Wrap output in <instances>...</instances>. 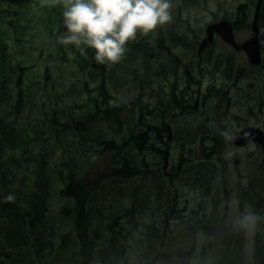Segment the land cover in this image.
Listing matches in <instances>:
<instances>
[{
    "label": "rangeland",
    "instance_id": "rangeland-1",
    "mask_svg": "<svg viewBox=\"0 0 264 264\" xmlns=\"http://www.w3.org/2000/svg\"><path fill=\"white\" fill-rule=\"evenodd\" d=\"M256 2L171 0L172 22L155 34L138 37L128 45L126 54V57L134 56L132 45L141 42L148 47V52H152V48L156 49L157 56L161 54L160 61L153 60L154 52L142 55L139 62H126L123 59L118 64L105 65L104 76L91 65V49L81 54L74 46L59 43V38L66 34L63 9L59 5L41 7V0H30L20 7L0 5V90L3 85L2 92L12 97L13 104L18 100L16 95L21 93L25 105L18 113L0 99V124L9 123L18 117L16 127L23 125L32 134L34 131L44 132L49 136L45 145L48 151H53L46 158L52 166L49 225L56 251L52 253V260L44 264H147L148 259L161 254L162 250L167 254L164 264H217L223 256L234 259V264H257L255 240L257 237V243L264 249V221L258 222L249 232L239 229L236 219L249 209L256 215L264 216V187L255 180L258 176L255 172L263 165L261 155L253 157L252 149H240L230 143L221 148L219 156L216 154L205 159L202 151L204 145L208 147L211 144L207 142L211 131L204 126L210 112L214 113L212 121L228 122L225 124V133H220L228 138L240 128L264 123V115H260L261 110L264 111V49L262 65L251 68L243 53L234 52L220 38L214 37L212 47L202 54L204 59L207 57L212 63L202 66L209 76L204 78L205 75L200 74L197 78L202 93L207 87L216 88L212 93L218 94L216 99L212 100L211 106L207 104L203 108L200 118L195 114L185 122L184 118L178 120L174 127L181 128L183 125L184 128H190V132L175 134L173 142L167 143L165 139L161 141L149 129L161 126L162 116L167 117L168 111L178 112L179 107L175 103L183 99L181 94L185 90L180 87L182 93L175 92L177 97L172 96L170 83L161 75V70L167 68L169 61L165 50L161 48L162 42L183 61H187L197 54L198 47L206 37V27L221 20H228L234 25L236 40L252 34L248 41L253 38L251 24ZM241 5L245 6L243 14L238 12ZM9 20L12 27L8 24ZM259 27L257 42H261L264 47V0L260 8ZM184 43L187 44L184 46ZM214 56H221L223 60L220 73L211 71L212 67H216ZM188 69L197 71L196 66ZM239 69L243 70L245 76L237 75ZM175 73V70L167 71L170 79ZM226 73L230 76L229 80L224 77ZM28 81L33 83L29 91H36L30 98L26 88ZM191 87L196 90L195 86ZM101 90L105 92L104 96ZM186 97L189 95L186 94ZM139 102L142 103L143 111H137ZM106 104L108 118L103 115ZM51 112L59 116L61 122L67 121L68 114L76 119L94 112L98 117L94 131L104 139L117 143L130 130L136 133L137 115L141 114L146 132L151 131L148 144L143 145L146 150L139 153L149 163V171L145 170L129 181L124 178L108 180L112 167L118 164L117 153L104 151L88 139L82 147L79 145L81 135L69 136L61 130L57 131L60 127L50 122ZM198 128H201V133H198ZM3 141L4 137L0 136V162L7 160L10 155ZM151 144L156 148L167 144L172 150L169 166L165 168L169 167L167 171L172 179L171 185L168 178L159 177L150 170L158 168L154 170L159 172L164 166L163 157L156 155ZM133 154L136 157V153ZM178 159H183V163L179 161L178 167L173 166ZM234 159L239 160L237 166H234ZM59 162L62 171L54 167ZM204 162L213 165V175L198 170ZM70 168L87 190L84 222L79 226L76 236L74 219L68 214H61L65 206L73 207L71 200L60 193L65 183L63 179L70 173ZM223 181L227 194L222 187ZM239 194H244V198L240 200ZM141 200L143 213L139 210L133 213V224L128 225L121 219L119 222L125 230H119V235L114 234V214L125 207L136 206ZM203 215L206 230L199 225ZM216 219H222L218 226L213 223ZM147 225L151 231L158 227L165 230L166 234L161 248L150 243L152 249L147 252L148 258L145 259V249L142 247H148L149 243L145 239L152 237L145 236ZM222 225L230 226L232 233ZM227 231L231 233L229 238ZM64 234L70 235V241L62 249H57L59 239ZM235 238L238 239L236 244L231 243L230 240ZM191 243H195V251L189 250ZM79 250H84V256L78 254ZM184 250L188 251V255L184 257L186 252L182 257L179 256ZM18 264H40V259L29 253ZM154 264H162V261Z\"/></svg>",
    "mask_w": 264,
    "mask_h": 264
},
{
    "label": "trees",
    "instance_id": "trees-1",
    "mask_svg": "<svg viewBox=\"0 0 264 264\" xmlns=\"http://www.w3.org/2000/svg\"><path fill=\"white\" fill-rule=\"evenodd\" d=\"M29 1L30 0H0V5H16L20 7ZM244 7V5H241L238 8V12L243 14ZM8 24L10 27H12L10 20L8 21ZM186 44L187 43H184V46ZM179 46L180 45L176 47L178 48ZM211 47L212 45H208L205 50H208ZM132 48L135 51L134 56H125L124 61L139 62L142 55H147V53L150 54V52L147 50L148 47H146L141 42L132 45ZM171 56L172 58L170 62L173 63H200L201 65L212 64L207 57L204 59V56L197 57L195 55V57L192 56L187 61H183L180 56H177L173 52ZM89 60L92 67L99 72H102L104 76L105 65L96 63L94 60V52L90 54ZM158 60L160 61L159 56ZM222 61L223 60L221 56H214L213 62H215L216 67H212V73H220L219 69ZM170 68L174 69L172 66H170ZM188 70L189 69L187 67L185 72ZM190 70L193 71L192 69ZM199 70L200 73L203 72L202 67H200ZM161 74H163V69L161 70ZM226 74L224 77L229 80L230 76ZM184 75L185 78L187 77L191 79L190 75L186 73ZM18 83H20V80ZM192 83L193 82L191 81V84ZM32 85V82H27L26 88L28 91L29 87ZM2 89L3 85L1 86L0 90V99L6 104H9L11 108L16 109L18 113L22 111L25 105L22 96H20L21 93L16 95L18 100L15 104H13L11 102L12 97L3 93ZM215 91L216 88L215 90H211V93ZM35 93L36 91H29L27 94L28 98H30L32 94L34 95ZM101 94L104 96L105 92L101 90ZM33 103L34 101L31 102V107ZM139 109L143 111L141 102L138 103L137 111H139ZM99 110L103 111L102 109ZM157 112L159 114H163L162 111L160 113V111L157 110ZM108 113L109 109H107L106 104V109L103 111L104 118H108ZM68 116L69 118L66 119L67 121L61 122V118L51 112L50 122L57 124L60 127L57 131L61 130L65 135H81L79 145L82 147H84L86 140L88 139L90 142H94L97 147H100L104 151L110 150L117 153V156L119 157L118 164H115L112 167V174L108 177V180H113L114 178H124L125 180L129 181L137 177L139 174H142L145 170L149 171V163L147 160L142 158V155L139 153L146 150L143 145L148 144L151 131H153L154 134H156L158 138L163 141L164 130H162V127H150V133L146 132V128H144V120L141 114L137 115L138 118L136 122V133L134 134L130 130L122 137L120 143H117L114 140H106L101 136V134H98L94 131V127L96 126L94 123L98 119L94 112H89V116H84V118L75 119L71 114H68ZM17 119L18 117L9 123L0 124V136L4 137V141L2 143L5 147H7L6 152L8 151L10 153L7 160L0 162V264H18L22 258L27 256L29 253L35 257H38V259H40V264H44L46 261L50 262L52 260L50 259L52 258V253L56 251L55 241L52 240V234L50 233L49 225L50 197L52 192V166L46 158V156H51L53 151H48L47 146L45 145V142L47 141L46 138H49L47 134H44L42 131H34L33 134L29 133L27 131L28 129L24 128L23 125L16 127L15 125L18 124ZM210 137L213 139V145L203 147L202 152L205 154V159H208L212 154H217V156H219L221 148L227 144V142H225V135L213 134L210 135ZM151 147L156 155L159 157L163 156V149L156 148L154 144H151ZM79 149L84 151L83 148ZM133 153H136V157ZM138 166L140 167L138 168ZM54 167L56 170L62 171V164L60 165V162L58 166L55 165ZM199 167L200 169L198 170L205 172L206 174L209 173L213 175V172L215 171L212 169L213 165L209 164L208 162H204L203 165L201 164ZM154 169L158 168H152L150 170L153 171L154 174L157 173L159 177H162L161 171L158 172ZM69 171L70 173L63 179L65 183H63L64 187L60 188V193L63 194L62 196H66L67 199L71 200L73 207L69 208L65 206L62 209L61 214H68L72 220L74 219V234L76 236L79 226L82 224V222H84V207H86L84 200L87 197V190L84 186V183L71 173L72 168H70ZM9 195L14 197L12 201L7 200ZM144 196L146 197L145 194ZM87 199H89V195ZM142 208L143 200L139 201L136 206L134 204L130 208H123V211H117L114 214V218H116V229L114 234L119 232V230H125V228L121 226V223L119 222L121 219H123L128 225L135 223L133 221V213H135V211L138 212L139 210L142 214ZM218 220L221 221L220 219ZM205 223L206 220L201 219L200 227H203ZM146 230L147 234L145 236L148 237L151 235L152 237L151 239H145L149 243V246L142 247L145 249V259L148 258L147 252L152 249L150 243L158 245L159 248H161L164 244V235L166 234L165 230L159 229L158 227H156L154 231H151L147 225ZM157 231H160L161 234H159L160 232L158 233ZM119 233L116 235H119ZM258 237H260V235H258ZM69 239V234L62 235L59 239V245L57 249H62L64 246H66V244H68L70 241ZM257 241L258 239L256 237V262L257 264H264V249L259 245V243H257ZM118 244L119 243H116L115 245ZM162 251L163 252L159 251L161 254H157V256L153 257V259H148L147 264H154L155 262L159 261H162V264L166 263L164 261L167 259V254L164 252V250ZM184 253H186L184 256L186 257L188 255V251L185 250L178 255L182 257ZM78 254L84 256V250H79ZM219 260H221L222 264H234L233 262L235 261L234 259L231 260L227 256H223L219 258ZM177 261L179 260L177 259ZM179 263L180 262L176 264ZM217 264H219V261Z\"/></svg>",
    "mask_w": 264,
    "mask_h": 264
},
{
    "label": "clouds",
    "instance_id": "clouds-1",
    "mask_svg": "<svg viewBox=\"0 0 264 264\" xmlns=\"http://www.w3.org/2000/svg\"><path fill=\"white\" fill-rule=\"evenodd\" d=\"M56 5L63 9L66 29L59 43L72 45L81 54L91 49L96 63L107 66L120 63L138 37L155 34L173 19L171 0H41V7ZM261 221L264 216L249 209L236 225L251 232Z\"/></svg>",
    "mask_w": 264,
    "mask_h": 264
},
{
    "label": "flooded vegetation",
    "instance_id": "flooded-vegetation-1",
    "mask_svg": "<svg viewBox=\"0 0 264 264\" xmlns=\"http://www.w3.org/2000/svg\"><path fill=\"white\" fill-rule=\"evenodd\" d=\"M250 37H252V34L250 35ZM250 37H247V38L245 37L242 40H236V41L238 43H243L244 41H246ZM258 41H259V37H258ZM259 44H260L259 46H260V51H261L260 52V59L261 60H260V64L259 65H253L250 62L251 58L248 57V55H246V57H245L246 58V62L248 63V65L251 68H257V67H259V66L262 65V63H261L262 62V51H263L264 47L262 46L261 42H259ZM161 48L166 51L167 56H170V54H171L172 51H171V49L168 46L164 45L163 42H162ZM234 52H236V51H234ZM236 53L242 54L243 52L240 51V52H236ZM203 65H201L200 63H198V64H184V63H181V62H177V63L170 62L168 64L167 68L164 69L163 77L166 80V82L170 83L169 84V88L171 90L172 96L177 97L175 95V92L176 93H179V91H181V93H182V88L185 89L183 91V93L181 94L182 97H183V99H178L177 98L178 100L175 103V106L179 107L178 112L177 113H173V112L168 111L169 114L167 113V115H166L167 117H165V115L162 116L161 126H158V127H162V130H164V132H163L164 133L163 139H165V141L167 143L168 142H171V141L172 142L174 141V137L173 136L175 134H182L184 132H190V128H184L183 125H182L181 128L174 127L175 124H176V122L178 120H181V119L184 118V122H185V120L187 118H191L195 114H198V118H200V116L203 114V108L207 104L209 106H211L212 100H214L213 97L218 95L217 93L216 94H212L211 93V90L214 89L213 86H212V88L207 87V89L205 90L204 93H202L201 90H199V89H201L200 86H198V84L200 83V80H199V78H197V76H199L200 74L203 75V76L205 75L204 78L209 76V73L208 72H204L203 71L202 73H200L199 68L202 67ZM170 66L174 67V69L170 68ZM194 66L197 67V71H190V70H188L187 72H185L186 71L185 69L187 67H194ZM171 70H175L176 71V73L173 76V79H170L168 77V74H167V71L170 72ZM185 73L191 76V79L190 80L193 82L191 85L195 86L196 87V90H192L191 85H188L187 88H184L183 85L185 83V78H184V74ZM237 75L238 76H241V75L242 76H245L243 74V70H239L237 72ZM180 87H182V88H180ZM249 87H252V86L250 85ZM186 94H188L189 97H186ZM172 98L174 99V97H172ZM213 114H214L213 112L208 113L209 118H207L206 123L204 124V126L208 129V131L209 130L211 131L209 135H213V134H217V133H225V130H226L225 129V127H226L225 124H227L228 122L220 123L219 120H217V119H214V121H212L211 117L213 116ZM261 114L264 115V111L263 110H261L260 115ZM263 121H264V119H263ZM213 122L216 123L215 126H214V123ZM257 126H259L260 128L257 127ZM243 128H245L246 130L252 129L254 131L255 130H260L261 133H262L263 139H264V123L262 125L246 126V127H243ZM240 129H242V128H240ZM239 130L235 131L232 135L236 134ZM197 131H198V133H201L202 132L201 128H198ZM217 131H219V132H217ZM168 135H171V137H170L169 140L167 139V136ZM253 136L255 137V135H253ZM253 136H252V139L249 136V139H251V141L250 142H247L246 145H244V146H237V145L232 144L231 143V138H230V144L232 146L237 147V148H240V149H245V148H246V150L252 149V152L251 153H253V157H255L257 155H261L260 156V160L263 163V165H261L259 171L255 172L258 175L255 178V180L260 181L261 185L264 187V184H263L264 183V144L261 145V144H258L257 141H253V138H254ZM165 141H164V143H165ZM207 142L209 144L211 143L208 146L213 145V139H212V137L208 138L207 139ZM160 149H164L165 151L166 150L170 151L169 158H172V156H171V151L172 150H171V148L167 144H162V146L160 147ZM213 155H215V154H212L211 156H213ZM169 158H168V160H169ZM179 161H180V163H183V159L182 160L181 159H178L177 160V163L174 164L173 166H177L178 167L179 166ZM233 163H234V166H237L238 163H239V160L234 159ZM168 166H169V164H168ZM246 170L249 171L248 168H246ZM167 174L170 175V173L168 171H167ZM167 174L164 173V171L161 170V175L162 176H165L166 178H168ZM169 179L171 181V178L170 177H169ZM222 187H223V190L225 191V194H227V192H226V183L224 181L222 182ZM238 198L240 200L243 199L244 198V194L243 195L242 194H239L238 195ZM203 219L206 220L204 217H203ZM220 220L222 221V219H220ZM199 223H200V220H199ZM213 223H214L215 226H218L221 222H219L218 219H216ZM222 226L223 227H227V228H224V229L225 230L228 229L232 233V230L230 229V226H224V225H222ZM201 231L202 230H199V232H201ZM229 231H227V237L228 238H229V236L231 234ZM214 237L217 238L218 236H214ZM237 241H238L237 238L230 240V242L233 243V244H236ZM194 248H195V243H193V244L191 243L189 245V250H191V249L194 250ZM207 248L209 249V247H207ZM218 261H219V264H222L221 260H218Z\"/></svg>",
    "mask_w": 264,
    "mask_h": 264
},
{
    "label": "water",
    "instance_id": "water-1",
    "mask_svg": "<svg viewBox=\"0 0 264 264\" xmlns=\"http://www.w3.org/2000/svg\"><path fill=\"white\" fill-rule=\"evenodd\" d=\"M261 4H262V0H258L256 4L253 21L251 24L253 38H251L248 41H245L243 44H237L234 39L233 25L226 20H222L220 22L207 26L206 37L202 41L201 46L199 47L198 53H200L204 49L207 43L212 42L214 38V34H216L221 38V40L224 43L232 46L235 50L237 51L241 50L245 53V55H248V57L251 58L250 62L253 65H259L260 64V46L257 42V37H258V31H259L258 22L260 18ZM253 135H255V137ZM249 136L251 139H252V136L254 137L253 141H257L261 145L264 144L262 133L259 130H255V131L252 129L246 130L245 128L241 129L239 132H237L232 137V143L237 146H244L246 145L247 142L251 141V139H249ZM168 139H170V135ZM167 158H168V151H166L165 157H164V166H163L164 170L167 165Z\"/></svg>",
    "mask_w": 264,
    "mask_h": 264
}]
</instances>
